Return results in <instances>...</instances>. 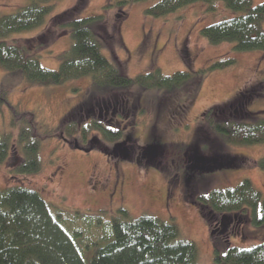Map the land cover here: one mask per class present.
Instances as JSON below:
<instances>
[{
    "label": "rangeland",
    "instance_id": "obj_1",
    "mask_svg": "<svg viewBox=\"0 0 264 264\" xmlns=\"http://www.w3.org/2000/svg\"><path fill=\"white\" fill-rule=\"evenodd\" d=\"M252 1L255 5L264 2ZM28 2L0 0V16L14 13ZM106 3L57 1L41 26L13 35L9 42L20 44L26 38H39L55 15L78 6L81 17L107 15L113 34L109 38H116L113 45L109 39L105 41L103 52L131 77L158 69L171 76L230 59L236 65L211 70L199 85L173 94L137 87L99 92L90 78L43 86L20 74H8L0 66V137L9 136L11 143L7 158L0 163V188L18 184L39 191L64 226L79 231L81 245L100 237L98 219L111 218L119 209H126L132 218L147 214L176 224L182 238L196 243L199 264H213L211 229L200 207L191 201L215 188L235 186L245 178L264 195V169L260 167L264 143L228 146L211 136L208 144L212 152L205 153L207 141L204 136L196 140V129L208 108L252 88H256L255 93L244 108L264 113V52L236 51L233 43L214 45L201 35L205 26L234 16L222 1L213 6L196 2L159 18L145 13L155 1L132 3L126 7L121 36L114 31L119 13L107 11ZM49 41L48 47L39 49L40 63L47 69H59L61 55L72 39L68 31L59 30ZM185 95L188 105L182 100ZM72 113L81 124L96 120L120 129L123 138L109 142L93 128L88 142L78 135L69 137L63 129ZM24 131L41 141L38 172L18 171L24 156ZM235 158L239 166L227 165ZM187 194H192L191 200ZM234 221L224 219L223 223L232 245L252 246L264 239V228Z\"/></svg>",
    "mask_w": 264,
    "mask_h": 264
},
{
    "label": "trees",
    "instance_id": "obj_2",
    "mask_svg": "<svg viewBox=\"0 0 264 264\" xmlns=\"http://www.w3.org/2000/svg\"><path fill=\"white\" fill-rule=\"evenodd\" d=\"M57 1L60 0H29L16 12L0 16V66L8 74H20L29 82L43 86L90 78L99 92L137 87L143 91L162 89L173 94L199 85L211 70L236 65V61L230 59L215 62L207 69L179 71L171 76L158 69L131 77L103 52L105 41L109 39V44L113 45L116 38H109L113 34L108 29L107 15L81 17L78 6L55 15L39 38H26L20 44L9 42L11 36L41 26ZM143 1H155L145 13L157 18L196 2L213 6L216 1H222L234 16L205 26L201 35L214 45L233 43L236 51L264 52V2L255 5L252 0H107L106 10L119 13L114 26L118 35L121 36L126 7ZM59 30L69 32L72 44L62 53L59 69L44 68L39 60V49L48 47L49 40ZM255 90L240 91L229 102L203 112L201 125L196 129V140L204 136L207 141L203 146L205 153H211L213 149L208 144L209 138L228 146L264 143V113L244 108ZM182 100H187V96ZM189 103L187 100L185 104ZM72 116L73 113L64 122L63 131L69 137L78 135L83 142H88L89 131L93 128L100 131L106 141L116 142L123 138L120 129L109 128L96 120L90 125L81 124ZM21 136L24 156L18 171L38 172L42 166L38 155L41 141L26 132ZM10 146L9 136L0 137V163L7 158ZM237 160L235 158L227 165L237 167L240 165ZM260 167L264 169V161L260 162ZM190 196L192 194H187L189 200ZM191 202L200 207L211 229L213 264H264V239L252 246L232 245L223 227L224 219H227L235 220V224L243 221L264 228V195L250 179L197 195ZM82 217L93 220L87 215ZM101 218L96 224L100 237L81 245L79 231L66 228L39 191L18 184L0 188V264H199L196 243L182 238L179 227L170 221L147 214L132 218L126 209H119L111 218Z\"/></svg>",
    "mask_w": 264,
    "mask_h": 264
},
{
    "label": "flooded vegetation",
    "instance_id": "obj_3",
    "mask_svg": "<svg viewBox=\"0 0 264 264\" xmlns=\"http://www.w3.org/2000/svg\"><path fill=\"white\" fill-rule=\"evenodd\" d=\"M116 189H118V186L116 185V187H115V189H114V193L116 192ZM112 194H113V191L111 192V196H112Z\"/></svg>",
    "mask_w": 264,
    "mask_h": 264
}]
</instances>
